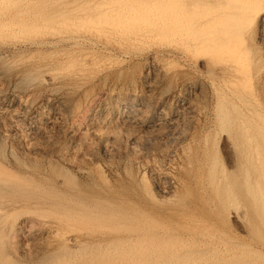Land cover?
I'll list each match as a JSON object with an SVG mask.
<instances>
[{
    "label": "bare ground",
    "instance_id": "6f19581e",
    "mask_svg": "<svg viewBox=\"0 0 264 264\" xmlns=\"http://www.w3.org/2000/svg\"><path fill=\"white\" fill-rule=\"evenodd\" d=\"M163 26L132 35L89 26L78 28L68 45L65 39L55 40V46L53 38L38 36L29 44L1 47L0 264H196L199 252L216 246L213 239V244L203 240L202 224L193 229L182 224L199 197L216 199L223 185L226 203H232L231 183L212 174L217 154L210 155L209 144L218 138L226 168H248L249 160L243 161L234 145L236 133L247 138L248 116L237 113L246 100L231 80L230 60L223 67L215 24L191 27V37L185 36L184 24ZM259 40L264 42V18ZM92 87L95 99L74 123L66 98L87 91L88 99ZM35 95L38 99L30 100ZM17 102L25 114L9 108ZM69 128L71 134L84 133L86 159L107 168L110 178L98 173L104 192L93 187L88 193L86 186L96 182L85 165L75 164L79 177L90 179L87 191L72 173L47 180L9 170L34 168L22 158L49 154L58 155L55 168L74 165L70 146L57 145ZM121 198L132 199L128 204ZM16 207L57 212L62 222L43 228L60 238L15 259L5 237ZM59 224L72 231L62 236Z\"/></svg>",
    "mask_w": 264,
    "mask_h": 264
},
{
    "label": "rangeland",
    "instance_id": "374dc122",
    "mask_svg": "<svg viewBox=\"0 0 264 264\" xmlns=\"http://www.w3.org/2000/svg\"><path fill=\"white\" fill-rule=\"evenodd\" d=\"M261 18H264V0H0V49L8 45L13 47L20 43L29 44L38 36H47L50 40L53 38L50 42L55 46L60 42L58 38L61 42L65 39L69 42L66 43L68 45L76 39L75 33L78 28L85 29L89 26L110 29L116 33L126 31L132 35L138 29L142 32L146 27L159 29V27L164 28L163 25L167 23L181 26L184 24L185 36L191 37V27H199L204 23L208 25V22L215 24L219 41L225 51L221 53L224 57L229 54L225 59L222 58L223 67L230 60L228 67L231 66V80L235 84L238 95L247 98L244 97L246 102L237 112L241 111L242 114L244 113L243 116H248L247 138L236 133L234 145L240 152L241 158L243 156L242 160L244 158V160H249L248 168H226L220 155L219 140L217 137L212 140V144H209L210 155L217 154V159L214 160L216 169H210L222 184L226 181L231 183L232 203H226L230 199L227 198L228 189L223 185L218 198L199 197L197 201L199 204L190 210L191 216L189 213L185 215V223L182 225L193 229L202 224L205 230L202 235L203 240L216 244L215 247L204 248L208 251L199 252L196 255V264H212V262L213 264H264V42L259 40ZM199 35L208 36L206 32H199ZM159 36L165 37L166 35L160 34ZM89 91L88 99L85 96L87 91H80L77 95L71 94L66 98L75 117L74 123L86 111L90 101L95 99L93 95L97 91L96 87H92ZM36 97L37 95L30 100H35ZM8 105L17 112H25L18 106V102L15 105ZM234 123L233 127L236 128ZM69 129L66 138H60L57 145L58 147L67 144L70 146L68 156L75 161L74 165L71 163L65 168H55L59 161L57 154L29 159L20 156L23 157V161L28 162L29 167L34 166V168H9V170L19 172L18 175L22 173L28 178L45 177L47 180L54 179L59 173L60 175L72 173L78 179L80 178L77 182L82 181V189L88 180L94 179L95 186L92 188L86 186L88 189L85 187L84 191H89V189L92 191L95 190L93 187H96L99 192H104L102 187L105 188V186L100 182V175L107 179L110 178L107 168H103L102 162H99L98 167L86 159L84 154L88 151V141L84 133L71 134L72 128ZM232 129L231 125L224 131L228 132ZM6 148V154L10 155L11 145L7 144ZM49 158L53 163L48 164ZM75 164L89 167L87 169H90L92 177L83 181L76 172ZM146 189L149 190V187L146 186ZM131 199L121 198L128 204ZM145 201L147 204L151 203L149 199ZM60 217L57 212L52 213L45 208L43 210L42 208L19 210V207H16V211L11 214L6 224V236H8L5 237L7 239L5 243L8 245H6L8 253L14 258L17 257L15 259H22L19 257L21 254L28 255L33 250L48 247V244H51L54 239L56 241L58 237H54L55 232L53 236L46 234L43 224L55 225L59 221L62 222ZM58 226L59 229L61 228L58 233L62 236L70 232L71 228L65 229L60 224ZM11 228L13 231H10ZM215 235L222 240L216 239ZM188 236L193 239L196 234ZM53 237L54 239H51ZM203 254L204 258L201 256ZM203 259L204 261L201 262Z\"/></svg>",
    "mask_w": 264,
    "mask_h": 264
}]
</instances>
